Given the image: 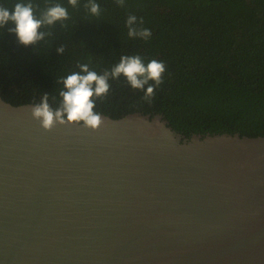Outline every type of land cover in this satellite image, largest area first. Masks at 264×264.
<instances>
[{
    "label": "water",
    "instance_id": "obj_1",
    "mask_svg": "<svg viewBox=\"0 0 264 264\" xmlns=\"http://www.w3.org/2000/svg\"><path fill=\"white\" fill-rule=\"evenodd\" d=\"M32 105L0 96V264H264V136Z\"/></svg>",
    "mask_w": 264,
    "mask_h": 264
},
{
    "label": "trees",
    "instance_id": "obj_2",
    "mask_svg": "<svg viewBox=\"0 0 264 264\" xmlns=\"http://www.w3.org/2000/svg\"><path fill=\"white\" fill-rule=\"evenodd\" d=\"M29 2L37 18L56 3L69 18L43 26L39 30L51 35L28 46L8 31L11 22L0 28V96L5 101L35 104L48 93L55 109L62 100V78L80 72L78 64L103 74L121 56L139 55L145 66L153 59L164 63L154 95L145 99L147 85L135 89L123 74L110 77L107 95L92 97L95 112L112 118L161 114L187 138L224 132L264 136V0H124L123 6L95 0L98 16L84 7L89 0H78L76 7L68 0H0V6L11 11L16 3ZM129 15L151 31L148 38L128 36ZM62 45L64 52L58 53Z\"/></svg>",
    "mask_w": 264,
    "mask_h": 264
},
{
    "label": "clouds",
    "instance_id": "obj_3",
    "mask_svg": "<svg viewBox=\"0 0 264 264\" xmlns=\"http://www.w3.org/2000/svg\"><path fill=\"white\" fill-rule=\"evenodd\" d=\"M116 2L120 6L124 5V0H116ZM68 3L76 7L78 0H68ZM84 7L92 15L100 14V5L95 0H89ZM68 18L67 9L59 3L46 7L40 13L39 18L34 15V6L31 2L16 3L11 11L0 6V28L11 22L14 27H10L8 31L14 32L18 42L25 46L34 45L43 40L46 35H51L50 32L39 30L43 26H51L57 21ZM139 23L143 24V18H140ZM125 25L130 38L137 36L148 38L151 35L149 29L137 26L135 15H129ZM57 52L63 53L64 45L57 48ZM78 67L80 72H73L66 78H62L63 89L59 93L62 100L57 108L53 109L49 105L48 93L44 94L39 103L32 105L33 118L39 120L45 130H51L57 124H82L84 127L96 130L101 125L102 118L100 113L94 111L95 100L92 97L107 95L110 88L108 83L110 77L115 79L123 74L131 87L135 89H144L147 85L144 98L150 99L154 95V88L162 83V73L165 71L162 61L153 59L145 66L139 55L121 56L119 63L113 66L110 72L105 70L103 74L89 70L88 64H78ZM150 80L155 83L149 84Z\"/></svg>",
    "mask_w": 264,
    "mask_h": 264
}]
</instances>
